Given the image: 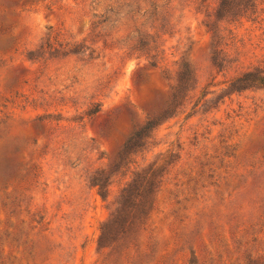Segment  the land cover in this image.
Segmentation results:
<instances>
[{
	"label": "rangeland",
	"instance_id": "1",
	"mask_svg": "<svg viewBox=\"0 0 264 264\" xmlns=\"http://www.w3.org/2000/svg\"><path fill=\"white\" fill-rule=\"evenodd\" d=\"M221 1L0 0V264H264V0Z\"/></svg>",
	"mask_w": 264,
	"mask_h": 264
},
{
	"label": "trees",
	"instance_id": "2",
	"mask_svg": "<svg viewBox=\"0 0 264 264\" xmlns=\"http://www.w3.org/2000/svg\"><path fill=\"white\" fill-rule=\"evenodd\" d=\"M239 1L240 3L238 5H240L243 8V12L251 11L254 9V2L252 4L253 0H239ZM232 4H234L233 0H222L221 3L219 4L217 12L228 13L230 10H227V9H230V8L232 9V7H234L232 6ZM251 13H254V12L251 11ZM213 37H216V35L214 34ZM186 75L187 74H184L180 78V83L181 81L185 82ZM263 86H264V73L259 69H254L250 72H246L242 74L241 76L234 79L230 84V88L232 92H238L240 90H245V89H250V88H255V87L262 88ZM158 117L159 115L148 117L146 124L140 129V131L134 134V138L140 137L143 131L152 129L153 126L156 125L155 120ZM159 173L160 172H156V173L152 172L150 174L148 173L145 177H142V178L138 176L135 180L129 183L122 190L121 198L119 202L120 208L116 211V215L112 218V220H110L109 223H107L106 225L102 227V236L100 238V240H102L101 241L102 243H104V241L107 240L106 238H108V236L112 232H114L119 227H121L122 224H124L125 218H132L133 220L134 219L139 220L140 216L145 215L143 211H141V212H137V214L136 212H134L133 215H131L132 216L131 217L127 213H125V211L128 208H132L136 206V204L131 203V200H130L131 197L142 196L143 194L148 196L152 192L157 191V188H158L157 184L159 182L158 178L160 177ZM150 204H151L150 201L149 202L143 201L142 203H140V206L144 208L148 206V208H150Z\"/></svg>",
	"mask_w": 264,
	"mask_h": 264
}]
</instances>
